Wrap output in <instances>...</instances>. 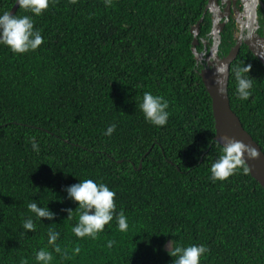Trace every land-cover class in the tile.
Wrapping results in <instances>:
<instances>
[{
	"label": "trees",
	"instance_id": "1",
	"mask_svg": "<svg viewBox=\"0 0 264 264\" xmlns=\"http://www.w3.org/2000/svg\"><path fill=\"white\" fill-rule=\"evenodd\" d=\"M208 2L50 0L41 15L19 6L13 15L31 16L43 43L23 54L0 44V264H38L41 248L52 264H173L170 246L193 244L208 249L200 264H264V188L244 162L224 181L211 178L223 146L192 33ZM16 3L0 0V14ZM211 29L207 13L199 52ZM235 45L227 26L219 55ZM243 65L248 100L236 92ZM146 91L169 102L166 125L145 119ZM229 96L264 151V65L247 45L231 64ZM85 179L115 191L127 232L115 217L95 239L72 232L80 210L67 188ZM32 202L55 215L37 218ZM28 219L35 231L23 227ZM49 229L66 257L48 244Z\"/></svg>",
	"mask_w": 264,
	"mask_h": 264
},
{
	"label": "clouds",
	"instance_id": "2",
	"mask_svg": "<svg viewBox=\"0 0 264 264\" xmlns=\"http://www.w3.org/2000/svg\"><path fill=\"white\" fill-rule=\"evenodd\" d=\"M16 2L20 8L35 15H41L49 8L50 4V0H16ZM51 2L54 3L55 0H51ZM76 2L77 0H72V3ZM105 3L110 5L111 0H105ZM42 43L43 37L40 31L34 28L31 16L18 17L10 12L0 14V44L8 46L14 53L23 54L36 50ZM219 71L224 72L225 68L221 67ZM250 71V65H243L237 67L234 72L236 92L241 100H248L252 96L254 85L249 75ZM139 107L144 113L145 119L151 124L162 127L168 123L169 102L162 95H154L152 92L146 91ZM115 129V124L110 125L105 135H112ZM32 148L39 152V144L35 138L32 139ZM246 150L247 147L239 141L231 140L225 144L221 149L222 154L211 164V178L224 181L233 175L242 165V156ZM67 191L69 196L78 202L77 208L80 210L78 223L72 228V232L77 237L87 236L95 239L104 230L105 225L113 221L114 217L118 229L121 232L128 231V218L122 210L117 214L114 199L116 193L107 184L98 183L93 179H85L69 186ZM28 208L37 218L51 219L55 215L47 207H39L36 202L29 203ZM71 214L72 210H69V218H71ZM23 227L35 231L36 224L32 219H28L23 222ZM59 236V232L49 229L48 244L56 253L66 257L67 253L56 243ZM114 243L113 240L108 241V247H112ZM75 251L78 253L80 249L76 248ZM207 252L208 249L205 245L193 244L170 246L169 254L176 257L173 264H200L201 257ZM35 259L38 264H52L53 254L47 249L41 248L36 252Z\"/></svg>",
	"mask_w": 264,
	"mask_h": 264
},
{
	"label": "water",
	"instance_id": "3",
	"mask_svg": "<svg viewBox=\"0 0 264 264\" xmlns=\"http://www.w3.org/2000/svg\"><path fill=\"white\" fill-rule=\"evenodd\" d=\"M18 8L19 4L16 3L10 13L14 14ZM207 13H210L213 18L211 35L214 38V45L209 52V56L205 58L208 52L207 44L205 43V52H199L198 45L200 41L198 36L200 34L201 23L204 21ZM221 20L222 15L219 12L218 0H209L204 16L192 27V33L195 37L193 53L197 59V63L206 62L200 74L212 97L216 140L222 146L231 140L242 142L247 147V150L243 153L242 160L248 166L252 177L264 188V151L257 141L254 140L253 136L244 128L240 117L232 109L229 96L231 64L237 58L243 44L247 45L250 51L264 65V35H260L257 32L258 25L251 27L245 35L239 37L229 54L221 57L219 55V46L222 41V32L225 25ZM221 67L225 68L224 72L219 71Z\"/></svg>",
	"mask_w": 264,
	"mask_h": 264
},
{
	"label": "flooded vegetation",
	"instance_id": "4",
	"mask_svg": "<svg viewBox=\"0 0 264 264\" xmlns=\"http://www.w3.org/2000/svg\"><path fill=\"white\" fill-rule=\"evenodd\" d=\"M218 5L219 12L222 15L221 22L225 24L223 32L227 26H231L236 43L241 35H245L251 27H256L257 25L259 26L257 32L260 35H264V0H218ZM260 31L262 33H260ZM208 36L211 38V41L209 39H202L204 47L201 53L205 52V43L208 48L205 58L209 56V52L214 45V38L211 32ZM200 44L201 43H199L198 46H200ZM205 64V61L200 62L198 66L202 69Z\"/></svg>",
	"mask_w": 264,
	"mask_h": 264
}]
</instances>
